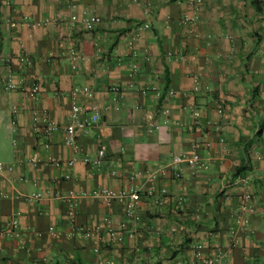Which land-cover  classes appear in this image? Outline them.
<instances>
[{
    "label": "crops",
    "instance_id": "crops-1",
    "mask_svg": "<svg viewBox=\"0 0 264 264\" xmlns=\"http://www.w3.org/2000/svg\"><path fill=\"white\" fill-rule=\"evenodd\" d=\"M192 1L198 36L188 39L182 17L194 11ZM73 15L80 19L75 25ZM89 16L102 24L85 27ZM47 17L63 22L39 29L25 24ZM72 48L80 56L77 70L68 58ZM10 75L16 90L6 89ZM34 84L41 91L30 98L26 91ZM86 86L94 100L80 95L78 101L100 107V124L79 133L78 152L65 145L61 131L45 149L34 110L64 127L72 91ZM110 86L120 87L117 99ZM145 88L161 95H143ZM169 90L176 95L169 97ZM193 143L201 145L208 169L185 168L181 180L162 179L165 204L143 195L138 223L125 203L107 210L88 197L99 187L135 183L147 190L149 172L188 154ZM101 146L102 166H85L82 158L96 156ZM246 150L251 157L243 176L255 212L241 216L244 189L235 180ZM50 156L62 163L76 157L75 178L65 180L67 169L51 165ZM0 162L14 167L0 179V233L15 218L19 234L0 238V264H202L193 256L196 245L205 258L223 253L225 264H264V0H0ZM58 190L82 194L75 227L99 228L98 237L87 242L73 235L66 205L53 198ZM35 193L41 201L27 198ZM105 216L135 233L116 243Z\"/></svg>",
    "mask_w": 264,
    "mask_h": 264
},
{
    "label": "built area",
    "instance_id": "built-area-1",
    "mask_svg": "<svg viewBox=\"0 0 264 264\" xmlns=\"http://www.w3.org/2000/svg\"><path fill=\"white\" fill-rule=\"evenodd\" d=\"M11 3L9 2L8 5ZM191 7L194 11L191 14H184L182 17V25L187 30V38L194 39L196 38L197 31V16L194 13L197 7V3L195 1L190 2ZM80 21L77 15H73L70 17L69 23L71 25H75ZM63 20L59 18H43L41 20H33V21H25V24L32 29H39L41 27L47 26L49 24H60ZM82 23L85 27L89 28L92 26H99L102 24V19L97 16H89L85 19H82ZM149 25L140 26V30L149 29ZM139 34H136L138 36ZM129 46L133 47V39L128 41ZM68 58L72 63V69L77 70V63L79 61V54L72 48L68 53ZM136 72V69L133 70V74ZM194 83L195 91H199L200 89V77L198 75H194L192 77ZM7 90H16L17 84H15L9 76L8 82L6 84ZM41 91V86L39 84H34L30 89L26 91V95L30 98H33ZM154 92L157 95H161L160 91L157 88L149 89L145 88L142 89V94L147 95L149 92ZM109 92L118 98L121 93V89L118 86H110ZM169 97H174L176 93L173 90L168 91ZM80 95H82L87 100H94V91L91 87L86 86L81 91L74 90L71 93L72 98V108L70 113V121L69 123L61 127L53 122L50 121L48 114L46 112H38L34 110V130L35 132L41 133L45 136V149H50L51 147V140L53 136L58 132H63L65 135L64 143L68 148H71L74 152H78V145H77V137L79 133L86 132L88 129L96 127L101 122V113L100 107L92 102L86 105L80 104L78 101ZM218 111L220 114L224 113V106L218 105ZM14 125V123H13ZM180 125V124H178ZM208 125L214 126V128L218 131L221 130V127L218 124L209 122ZM221 143H224V140L221 139ZM201 145L199 143H193L190 147V151L188 154H177L173 155L172 159L169 164L158 168L155 171H150L148 174V181L150 186L147 190H143V188L137 184H132L129 187L121 190H113L110 188L99 187L93 191H91L88 195L90 198H96L100 200L101 204L107 209L110 210L112 206L116 202L125 203L126 207V214L129 218H131L134 223H138L140 221L139 215V205L143 198V195L150 197L154 200V203L157 206H163L166 202V199L169 196V192L166 187L160 186V181L162 179H173V180H181L183 178L184 169L188 168L192 171H196L198 169H208V165L203 162V158L199 152ZM106 158V149L104 146H101L98 153L94 157H83L82 163L85 166L89 167H101L104 160ZM260 159V157H258ZM32 163L36 162L35 158L30 160ZM78 159L73 157L66 163H62L60 159L50 156L48 158V162L55 166L56 168L65 167L67 169V173L64 175V179L68 181H72L75 177L70 172L73 170L74 166L76 165ZM14 171V167L12 165H7L0 162V179L4 177L6 173H12ZM135 179V178H134ZM238 184L242 185L244 189V193L241 197V201L238 207V213L243 216L245 214H251L255 212V195L249 188L248 179L244 176H238L235 180ZM8 198V195L4 196ZM30 201H41L43 195L41 193H35L31 196L27 197ZM53 198L59 201H62L66 205L67 208V217L70 224L74 227L73 228V235L80 236L83 240L89 242L94 238L98 237L99 228H83V227H75L76 218L78 215L79 210V203L80 199L82 198V194L77 192L76 190H69L62 192L58 190L56 194L53 195ZM103 224L109 236L118 244L123 245L126 240L127 235H132L135 233V229L131 228L130 225L126 222H122L119 224L118 229L113 226L112 220L110 217L105 216L103 219ZM173 232H176V229H173ZM238 230H234L233 234L237 233ZM49 233L54 237L57 235L56 229L54 227L49 228ZM18 234V221L13 218L6 226L5 230L0 233V238H7V237H17ZM193 256L195 260H200L202 264H225V255L223 253H219L215 257L212 258H205L203 257V246L196 245L192 248Z\"/></svg>",
    "mask_w": 264,
    "mask_h": 264
},
{
    "label": "trees",
    "instance_id": "trees-1",
    "mask_svg": "<svg viewBox=\"0 0 264 264\" xmlns=\"http://www.w3.org/2000/svg\"><path fill=\"white\" fill-rule=\"evenodd\" d=\"M246 153H247L246 159H244L243 165L237 171L238 176H243L246 173V171L248 170V165L250 164L251 155L249 154V152L247 150H246ZM157 264H160V263H157Z\"/></svg>",
    "mask_w": 264,
    "mask_h": 264
}]
</instances>
